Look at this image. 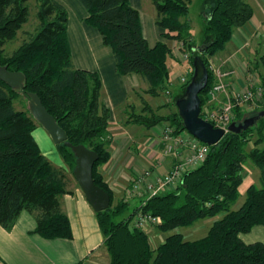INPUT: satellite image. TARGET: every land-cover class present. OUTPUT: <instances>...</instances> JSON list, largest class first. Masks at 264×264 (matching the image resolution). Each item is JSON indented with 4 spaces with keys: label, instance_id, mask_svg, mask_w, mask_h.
<instances>
[{
    "label": "trees",
    "instance_id": "trees-1",
    "mask_svg": "<svg viewBox=\"0 0 264 264\" xmlns=\"http://www.w3.org/2000/svg\"><path fill=\"white\" fill-rule=\"evenodd\" d=\"M77 1L87 13L85 23L96 29L103 44L110 48L117 73L122 77L140 76L148 85L145 93L152 96H159L168 86L171 48L166 42L185 43L189 73L178 97L192 76L194 57H199L208 72L206 88L199 94L201 110L208 106V94L215 83L208 59L223 51L233 30L246 25L253 16L247 0H203L204 39L196 46L187 21L190 0H150L160 40L149 47L138 11L130 0ZM31 2L36 6L38 27L15 54L5 56L6 42L14 40L29 22ZM67 20L65 8L55 0H0V67L25 77L22 91L0 80V227L11 229L18 215L26 211L34 216L35 233L40 237L72 238L62 198L77 186L73 177L76 158L64 143L56 145L62 166L54 165L42 154L32 136L40 125L28 111L14 108L18 92L24 98L32 93L64 130L69 144L82 145L98 155L93 179L109 194L110 207L95 213V219L110 264H264V244H246L240 239L241 234L264 225V115L259 117L264 112V93L257 103L263 107L252 112L241 108L234 111L231 124L250 121L246 130L228 132L209 148L203 164L184 175L179 187L144 197L129 212L127 201L113 206L111 189L98 171L111 157L110 111L101 98L100 75L75 69L71 63ZM259 62L264 66V56ZM256 69L264 89V71L261 73L259 66ZM177 98L172 100L174 108ZM130 118L145 129L165 123L178 133L187 132L177 110L168 116L133 114ZM248 160L259 170V186H248L243 204L233 211ZM138 212L156 217L157 231L164 234L222 216L201 239L189 241L171 233L153 248L149 234L134 227L133 218Z\"/></svg>",
    "mask_w": 264,
    "mask_h": 264
},
{
    "label": "crops",
    "instance_id": "crops-1",
    "mask_svg": "<svg viewBox=\"0 0 264 264\" xmlns=\"http://www.w3.org/2000/svg\"><path fill=\"white\" fill-rule=\"evenodd\" d=\"M55 1L61 4L67 12L66 34L73 67L78 70L97 72L102 79L101 98L103 104L110 111L108 138L112 140V143L110 160L105 165L100 166L98 171L107 184L109 181H116L115 190L117 191L110 188L115 200V197L121 192L118 190L125 193V188H128L125 182L129 176L135 177L146 168L150 169L154 175L165 174L169 170L170 160H165L162 157V144H158L160 132L167 124L160 123L158 125L160 127L156 125L157 127L145 129L143 126L131 122L130 117L133 114L143 116L153 114L161 117L173 114L174 112L165 111L172 106V100L177 98L182 91V84L177 83L178 77L182 76L178 71L170 74V68L174 69L177 66L185 65L187 60L183 61L182 59L181 61L179 57H176L175 60L170 57L174 61L168 60L171 65L167 62L169 81L164 90V92L169 91L170 96L164 101H154V98L158 96L145 93L148 85L143 78L138 75L122 77L117 73L110 48L103 44L99 32L85 23L87 13L83 6L77 0ZM136 1V4H139L138 0ZM247 2L249 5L251 4L250 0ZM253 2L252 5L259 8L258 19H256V13L250 5L253 10L250 21L242 27L235 28L224 50L208 59L209 64L216 68L221 70L232 69V77L226 81L230 91H242L251 83H248L249 76L247 77V75L249 74L246 77L243 76L240 67L246 65L251 75L259 76V71L256 68L259 66L260 70L262 66L256 58L253 65L250 61L248 64L243 63L245 61L244 51L247 49L250 51L249 46L254 44L252 42L255 37L258 36V33L263 34L264 32V0H253ZM130 3L139 14V10L132 3V0ZM157 33L158 37H155L151 43L145 38L149 47L154 46L160 40L159 29ZM173 43L170 47L166 42L170 48L175 46L176 42L173 41ZM253 51V53L258 54L259 49L255 48ZM186 73H189L187 66ZM250 79L256 81L254 76H251ZM218 98L222 101L220 96ZM261 107L263 105L259 104L255 109ZM39 128L37 127L35 131H39V134L49 143V139ZM57 160V156H55L54 161L57 162ZM56 165L62 166L58 162ZM123 182L125 186H123ZM136 198L141 200L139 196ZM141 198L144 199V197ZM120 199L129 202L127 195H123ZM62 210L70 222L72 232L70 240H48L40 237L35 233L36 220L34 216L26 211H22L18 215L11 229L6 230L0 227V264H110V257L103 245V237L98 228L95 213L78 186L74 187L72 194H67L62 198ZM240 239L246 244L256 242L264 244V225L253 227L250 232L241 234Z\"/></svg>",
    "mask_w": 264,
    "mask_h": 264
},
{
    "label": "rangeland",
    "instance_id": "rangeland-1",
    "mask_svg": "<svg viewBox=\"0 0 264 264\" xmlns=\"http://www.w3.org/2000/svg\"><path fill=\"white\" fill-rule=\"evenodd\" d=\"M136 2H137L136 0H132V3H134L136 8L139 10V15L141 18V23H142V28H143V34H144L145 38L151 43V42H153L155 37H158V33L156 34L158 28L153 24V18L155 16V9H154L150 0H138L139 4H136ZM250 3H251L250 5L252 6L254 12L256 13V17H257L256 19H258L259 8L256 5H252V4H254L253 0H250ZM33 5H34V3L31 2L30 3V14H29L28 24H26L22 28V30H20L17 33V36L14 40L6 42L5 46L3 47V52H4L5 56H12L13 54H15V52L22 45V43L24 41H27L29 35H32L34 33V31L36 30V28L38 27L37 20L34 17V12L36 11V8H35L36 6H33ZM188 6H189V12H188V16H187V21L190 22V26H191L190 27V34L193 38L194 44L196 46H200L203 42V39H204V35H203V29H204V20H203L204 14H203V12H205L204 1L203 0H190V3ZM263 34H264V32H263ZM263 34L258 33V36H256L254 41L252 42L254 44H252V46L251 45L249 46L251 48V50L249 49L250 51H248V49H247L244 51L243 55L245 57V61H243V63L248 64L250 61L251 64L253 65L254 64L253 61L255 58L259 60L260 56L264 55V36H262ZM167 43L170 47L174 44L173 41H168ZM255 43H257V44H255ZM256 45H258V46H256ZM255 48L259 49L258 54L253 53L254 52L253 49H255ZM183 49H185V43L183 44V42H176L175 46L173 48H171L170 57H172L175 60H176V57H179L181 59V61H182V59L184 61L183 56L186 54V51L183 52ZM173 59H170V60H173ZM188 61L189 60L187 59V61H186L187 63L185 62L186 63L185 65L177 66L174 69L170 68V72H171L170 74H172L175 71H178L181 74V76H185L186 75V66L189 67ZM168 63L171 65L170 62H168ZM177 63H179V62H177ZM260 65H262L260 70H261V73H263L262 71H264V66H263V64H260ZM212 67L215 68L216 70L220 71L221 73H228V75L223 78V81L225 83H226L227 79L232 77L231 76L233 74L232 69L231 70H221L220 68H216L215 66H212ZM240 68H241L240 71L242 72L243 76L246 77V75L249 74V75H247V77L249 76L248 77V79H249L248 83L251 82L250 84L252 86H256L257 84H259V77L256 75H251V72L249 71V68L246 67V65L245 66L243 65V67H240ZM250 75L254 76L256 78V81L254 79H253L254 81L251 80ZM214 77H215V75H214ZM245 77H243V78L245 79ZM178 80H179V77H178ZM245 81H246V79H245ZM254 82H256V84H254ZM177 83H180V81H177ZM258 86H260V85H258ZM228 92L229 91H227V93ZM18 93H19L17 96L18 98L14 102V108L18 111H28L30 114L28 100L26 98H24L20 92H18ZM219 96L221 97L222 101H220V99L217 98V101L213 102V103H216V105L220 104L218 102L224 103L227 100L226 91L218 94V97ZM166 98H167V96L165 95V93H162L158 97L154 98V101H164ZM207 105L208 106H206V107H208L210 110L213 109V105H211L209 102ZM243 105L241 107H239L243 110V112L248 107H249L248 110H252L253 108L254 109L257 108V106L256 107L250 106V104H243ZM255 110H257V109H255ZM261 110H263V109H261ZM168 111L169 112H175L176 109L173 106H170L169 109L165 112H168ZM163 114H165V113H163ZM158 125H160V124H158ZM158 127H160V126H158ZM39 129H41L43 131V133L49 139V143H48L44 139V137L41 134H39V131L33 132L32 136H33L34 140L37 142L39 148L42 150V152H44L43 155L45 154L46 156L45 155L44 156L47 157V159L49 161H51L54 165H56L57 162L60 163V165H63L61 160H60V156H59L58 150L56 148V145H54L52 143L50 137L48 136V134L45 132V130L42 127H40ZM160 135H161V132H160ZM158 144H162V151H161L162 157L165 160L166 159L170 160V163H171V166L169 168V170H170L172 167V158L169 155H165L163 153V146L164 145H163V141L161 140L160 136H159ZM55 156H57V159H58L57 162L54 161ZM148 168H150V167H148ZM145 171H150L151 173H153L150 169H147V168L144 170H141L140 173H144ZM168 171L165 172V174H167ZM165 174L155 175V176L156 177H162ZM259 174H260L259 170L249 160L244 163L243 171H242L243 181H242V183L238 189L239 197H238L237 201L235 202V204L231 207V210L235 211L243 204L244 199H245V192H246V189L248 186H250L251 184L259 186ZM132 179H133V176H129L128 178H126L127 182H125V184L129 188L131 187L130 184H131ZM122 184H123V186H125L124 182ZM108 186H109V188H112L113 190H115L117 187L116 181H109ZM172 190H174V189H172ZM115 191H117V190H115ZM118 191H121V192L119 195H117L115 197V200L113 199V206H115V204L117 202L122 201L124 199V198L120 199L123 195H127L129 197V212H132V210L134 208L139 206L140 201L142 200L141 197H139L141 199L139 201L136 198L138 196H129L130 192L127 191L126 188L124 190L125 193L122 190H118ZM146 191L147 190L145 188L142 190V195H141L142 197L144 195H145L144 197L147 196ZM134 198H136V199H134ZM117 199H119V200H117ZM221 216H222V214L216 216L215 218L201 220V221L193 224L190 227L179 228V229H176L175 231L169 232L168 234L158 232L156 225L153 227H149V230L147 233L149 234L150 243H151L153 248H156L164 240V238L167 235H170L171 233L181 234L183 236L184 240L193 241V240L201 239L207 234V232H208L209 228L212 226L213 222L217 219H220Z\"/></svg>",
    "mask_w": 264,
    "mask_h": 264
},
{
    "label": "water",
    "instance_id": "water-1",
    "mask_svg": "<svg viewBox=\"0 0 264 264\" xmlns=\"http://www.w3.org/2000/svg\"><path fill=\"white\" fill-rule=\"evenodd\" d=\"M192 76L182 96L175 100V108L187 133L199 142L211 147L216 145L226 133L216 129L201 117V99L199 94L205 90L208 72L199 57L192 62ZM0 80L13 90L22 91L25 77L20 72H10L0 67ZM29 103V111L35 121L45 130L54 145L63 144L70 148L76 158L73 171L75 182L94 213L106 211L110 207V196L96 186L93 179V166L98 161L96 152L82 145L72 146L67 142V135L58 126L55 119L43 107L36 94L25 95ZM264 112L259 115L261 117ZM252 123L244 121L240 125L230 124L228 132L239 133Z\"/></svg>",
    "mask_w": 264,
    "mask_h": 264
},
{
    "label": "built area",
    "instance_id": "built-area-1",
    "mask_svg": "<svg viewBox=\"0 0 264 264\" xmlns=\"http://www.w3.org/2000/svg\"><path fill=\"white\" fill-rule=\"evenodd\" d=\"M183 58L187 60L188 53ZM210 70L216 79L208 94L209 103L213 105V109L210 110L205 107L201 110V117L212 124L214 128L223 130L227 134L228 127L235 117V109L243 104H250V106L256 107L257 103L262 100L264 89L261 86H252L250 84L242 91H230L227 83L223 81V78L228 73H221L211 65ZM179 81L181 84H185L187 82L186 76L180 77ZM224 91H226L227 100L224 103L218 102L220 103L219 105L213 103L217 101L218 94ZM227 91L229 92L227 93ZM164 93L167 97L170 96L169 91ZM248 108L244 112H252L254 109L248 110ZM160 137L164 145L163 153L172 158L171 169L162 177H156L150 171L138 173L131 180V187L128 190L130 192L129 196L142 197L144 188L147 190L146 197H151L167 190H175L182 184L184 175L203 164L209 153V146L199 142L187 132H176L175 128L170 125L162 128ZM133 223L135 228L148 232L149 227L157 225L159 220L149 213L138 212L133 219Z\"/></svg>",
    "mask_w": 264,
    "mask_h": 264
}]
</instances>
